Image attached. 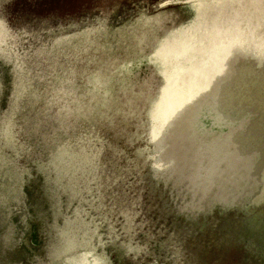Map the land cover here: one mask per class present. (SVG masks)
Wrapping results in <instances>:
<instances>
[{"label": "rangeland", "instance_id": "374dc122", "mask_svg": "<svg viewBox=\"0 0 264 264\" xmlns=\"http://www.w3.org/2000/svg\"><path fill=\"white\" fill-rule=\"evenodd\" d=\"M232 131L229 179L198 178ZM263 174L264 0H0V264H264Z\"/></svg>", "mask_w": 264, "mask_h": 264}, {"label": "water", "instance_id": "95a60500", "mask_svg": "<svg viewBox=\"0 0 264 264\" xmlns=\"http://www.w3.org/2000/svg\"><path fill=\"white\" fill-rule=\"evenodd\" d=\"M224 70L221 74V80L224 79L229 84V90L232 92V88L234 89L237 82V78H235V73L237 70H244L245 64L244 59L240 54L235 53L233 50H227L225 59H224ZM166 77L168 76L170 81H175V78L172 77L169 73H166ZM194 78H190L183 86L172 87V85H168L164 88L163 93L161 95V109L158 110V113L162 116H167L170 118L169 129L170 132L165 139H178L177 132L181 130L180 126L182 122H186V117L193 116L194 110L193 108L188 107L189 101L193 102L192 92L189 87L192 85ZM177 84V83H176ZM232 87V88H231ZM229 90H225L222 95L225 99H232V96L229 94ZM222 98L221 100H224ZM228 105L227 103H225ZM225 107V106H224ZM225 109V108H224ZM232 114L230 110H221L219 111L220 119L216 121L218 126L224 125L222 120H225L226 116ZM181 121V122H180ZM231 136L227 135L226 137H221L219 139L211 140V145L203 148L200 153V157L203 159L202 162L204 164H208L210 166V172L207 173H199L200 176H197L201 179H217L224 180L229 179V176L223 170H227L231 164L238 160V156H235L232 152H230V146L235 142L240 144L243 141L241 136H238L237 132H230ZM197 162H201L198 160ZM217 167V168H216ZM253 175L254 171L250 173L249 170H246L245 174ZM264 176V174H263ZM235 177L244 178V175H239ZM264 180V179H263ZM225 191L224 187L222 186ZM219 199H223V203H226L229 207H241L242 202L239 198L233 196L232 194H227L226 192H222L220 194Z\"/></svg>", "mask_w": 264, "mask_h": 264}]
</instances>
